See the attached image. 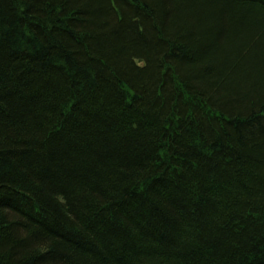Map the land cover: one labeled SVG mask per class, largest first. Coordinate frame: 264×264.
<instances>
[{
    "label": "trees",
    "instance_id": "trees-1",
    "mask_svg": "<svg viewBox=\"0 0 264 264\" xmlns=\"http://www.w3.org/2000/svg\"><path fill=\"white\" fill-rule=\"evenodd\" d=\"M0 264H264V0H0Z\"/></svg>",
    "mask_w": 264,
    "mask_h": 264
}]
</instances>
